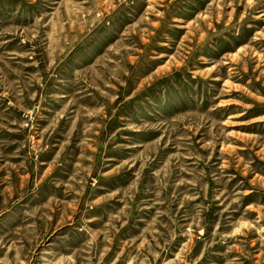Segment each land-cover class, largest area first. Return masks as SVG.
I'll list each match as a JSON object with an SVG mask.
<instances>
[{
    "label": "rangeland",
    "instance_id": "obj_1",
    "mask_svg": "<svg viewBox=\"0 0 264 264\" xmlns=\"http://www.w3.org/2000/svg\"><path fill=\"white\" fill-rule=\"evenodd\" d=\"M0 264H264V0H0Z\"/></svg>",
    "mask_w": 264,
    "mask_h": 264
}]
</instances>
